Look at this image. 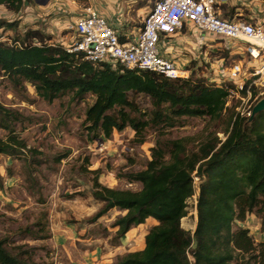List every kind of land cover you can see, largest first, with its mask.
I'll list each match as a JSON object with an SVG mask.
<instances>
[{
    "label": "trees",
    "instance_id": "trees-1",
    "mask_svg": "<svg viewBox=\"0 0 264 264\" xmlns=\"http://www.w3.org/2000/svg\"><path fill=\"white\" fill-rule=\"evenodd\" d=\"M31 2L0 0V5L19 13ZM11 25L0 18V27ZM17 41H0V75L14 87L29 83L47 102L63 94L72 99L94 96L84 119L90 140L110 138L114 130L130 127L143 142L148 128L159 132L182 117L214 120L229 111L225 138L212 135L196 150L188 149L183 139L157 137L146 167L122 175L141 184L137 191L104 185L98 171H92L91 195L102 202L93 219L113 208L125 211L112 223L116 238L149 217L157 221L145 234L143 249L117 255L113 264H264V240L255 241L241 225L248 214H255L264 229V109L250 119L241 115L226 105L224 86L209 83L195 71L187 78L169 79L149 70L93 64L62 45L46 43L39 29H26L18 45ZM132 94L149 97L152 108L142 112L130 99ZM255 97L251 108L263 97L252 87L251 99ZM10 113L0 103V128H8ZM13 144L21 145L14 137L0 138V154H12ZM193 172L199 178L195 186ZM195 191L196 223L191 233L182 228L181 219ZM24 231L31 232L28 227ZM0 264L38 263L31 247L10 246L8 237L0 236Z\"/></svg>",
    "mask_w": 264,
    "mask_h": 264
},
{
    "label": "rangeland",
    "instance_id": "rangeland-1",
    "mask_svg": "<svg viewBox=\"0 0 264 264\" xmlns=\"http://www.w3.org/2000/svg\"><path fill=\"white\" fill-rule=\"evenodd\" d=\"M117 1L123 2L122 11L131 17L126 29L136 30L155 0ZM75 2L82 6L86 0ZM258 7L262 9L260 3ZM3 9L0 8V18L12 25L0 33L1 41L15 44L14 40L18 39L20 42L26 25L19 27L17 13L8 16V11ZM224 11L234 14L229 7H224ZM240 12L245 18L249 13L248 7H241ZM41 24L45 27L44 22ZM61 29V32L54 34L43 32L45 42L58 45L67 43L71 32ZM210 43L216 45L215 42ZM218 43L217 46L201 50L206 49V56L211 61L217 58L227 60L229 56L226 44L222 41ZM190 47L184 45L181 51L185 54ZM199 59H202L201 55ZM208 65L205 68L203 64L196 72L200 75L203 72L210 74ZM255 88L257 96L264 95V84ZM130 99L142 112L152 108L149 97L143 94H132ZM255 99L241 103V100L233 98L227 105L229 108L234 106V110L240 113L246 111ZM93 101L91 94L82 99H72L71 94H63L47 102L36 94L29 83L14 87L6 76L0 75V103L11 112L8 115V128H0V138L8 141L14 137L24 145L13 144L12 154H0V236L8 237L10 246L31 247L33 259L38 264H73L81 252L95 245L112 248L120 244L121 238H116V228L112 223L125 211L113 208L100 218L93 219L102 202L91 195V179L95 175L92 171H98V180L104 185L137 191L141 184L128 182L122 175L146 167L157 137L183 139L188 149L196 150L201 142L212 135L224 139L228 127L229 111L214 120L208 117H182L175 126L159 132L148 128L144 132L143 142H139L130 127L114 130L110 138L90 140L84 119L85 111ZM61 155L64 157L57 161ZM246 219L242 227H247L257 241L255 226L260 225V218L252 214ZM184 220L192 223L191 226H185ZM195 223L196 209L192 207L181 219V226L192 233ZM27 227L31 232L24 231ZM59 234L66 236L65 246L56 240ZM35 235L44 238H35ZM133 235L134 239L126 244L127 249L139 248L142 233L137 231Z\"/></svg>",
    "mask_w": 264,
    "mask_h": 264
},
{
    "label": "built area",
    "instance_id": "built-area-1",
    "mask_svg": "<svg viewBox=\"0 0 264 264\" xmlns=\"http://www.w3.org/2000/svg\"><path fill=\"white\" fill-rule=\"evenodd\" d=\"M250 1L155 0L136 30L126 29L121 22L113 24L87 7L65 26L71 36L61 44L65 51L82 60L112 69L122 66L149 70L169 79L187 78L195 71L209 83L227 89L226 105L233 98L243 103L251 98L252 87L264 84V18L246 19L240 12V5L248 7ZM224 7L232 8L233 16H226ZM3 30L0 27V33ZM189 34L193 40L187 37ZM180 37L183 39L177 41ZM221 41L229 56L227 60L211 61L206 49L201 50ZM184 45H191L185 54L181 51ZM208 63L210 74L196 72ZM243 90L245 94L241 93ZM251 105L240 114L250 116ZM192 177L195 186L199 179L195 172ZM196 198L197 191L187 200V212L192 207L196 209Z\"/></svg>",
    "mask_w": 264,
    "mask_h": 264
},
{
    "label": "crops",
    "instance_id": "crops-1",
    "mask_svg": "<svg viewBox=\"0 0 264 264\" xmlns=\"http://www.w3.org/2000/svg\"><path fill=\"white\" fill-rule=\"evenodd\" d=\"M258 3L261 4L262 9L258 7ZM122 4L117 0H86L85 5L81 6L77 4L75 0H33V2L26 4L22 8L23 12H20L21 14L18 15L17 13V19L20 20L19 27H22L21 25L24 24L26 25H24L23 32L30 28L39 29L46 34H54L61 32V28H65L68 23L73 22L80 14H82L85 8L90 7L99 14L107 17L113 24L121 22L127 26V22L131 17L127 12L122 11L124 5ZM249 4V13L246 15L248 19L252 18V20H260L261 18H264L263 0H252ZM240 6L242 7V5ZM0 8H4L3 10L8 11V16L13 14V12L8 10L4 5H0ZM41 22H44L45 27H42L43 24H41ZM187 37L191 39L193 36L189 34ZM250 216H252V214H250ZM250 216H247V219L250 218ZM156 223L157 221L155 219L149 217L144 223L130 228L124 237L120 239V244H117L112 248L95 245V247L90 250L81 252L78 258L74 259L73 264H113L117 255H121L123 252L143 249L145 245V234L148 229ZM243 224L244 222L242 223V226ZM255 227L257 228V231L255 232L257 241L264 240V229L262 230L260 228L259 223L256 224ZM137 231L142 233V241L139 242V248L127 249L126 244L130 239H134L133 233L135 234ZM65 238L66 236L62 234L56 236V240L63 246L66 245Z\"/></svg>",
    "mask_w": 264,
    "mask_h": 264
},
{
    "label": "water",
    "instance_id": "water-1",
    "mask_svg": "<svg viewBox=\"0 0 264 264\" xmlns=\"http://www.w3.org/2000/svg\"><path fill=\"white\" fill-rule=\"evenodd\" d=\"M264 109V95L262 98H260L251 108V113L249 116V119L258 111H261Z\"/></svg>",
    "mask_w": 264,
    "mask_h": 264
},
{
    "label": "bare ground",
    "instance_id": "bare-ground-1",
    "mask_svg": "<svg viewBox=\"0 0 264 264\" xmlns=\"http://www.w3.org/2000/svg\"><path fill=\"white\" fill-rule=\"evenodd\" d=\"M193 215H194V214H193ZM191 224H192V223L187 222V220H186V222H185V220H184V225H185V226L189 227V226H191Z\"/></svg>",
    "mask_w": 264,
    "mask_h": 264
}]
</instances>
